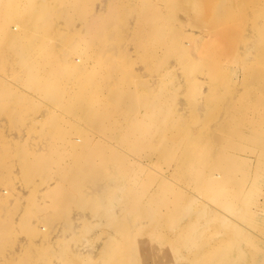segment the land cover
<instances>
[{"label": "rangeland", "instance_id": "374dc122", "mask_svg": "<svg viewBox=\"0 0 264 264\" xmlns=\"http://www.w3.org/2000/svg\"><path fill=\"white\" fill-rule=\"evenodd\" d=\"M263 51L264 0H0V264H264Z\"/></svg>", "mask_w": 264, "mask_h": 264}, {"label": "bare ground", "instance_id": "6f19581e", "mask_svg": "<svg viewBox=\"0 0 264 264\" xmlns=\"http://www.w3.org/2000/svg\"><path fill=\"white\" fill-rule=\"evenodd\" d=\"M16 26H14L13 27V30H16ZM259 55H261L262 57H264V51L263 52H259L258 53ZM76 64H77V59H76ZM261 77L262 76H264V67L261 69V71H259V73H258ZM254 86L255 87H264V84L261 82V85H257V84H255L254 83ZM261 89V88H260ZM259 89V90H260ZM130 93L131 94H128V96L129 97H132L133 96V93L130 91ZM136 96V95H135ZM261 100H264V98H261ZM263 121H264V119H263ZM135 122H139V121H137V120H135ZM246 126V125H245ZM247 128H250V129H254V124H253V122L251 121V123H250V127H248V126H246ZM134 129H136L135 127H134ZM133 129V130H134ZM253 135V133H244V134H242V136H244V137H251ZM127 137L129 138V140H131V139H134V140H139V139H143L142 137H140V136H138L137 134H135V133H130V134H128L127 135ZM256 141H257V143L261 146V147H263L264 148V139H262V138H257V139H255ZM226 159H229V157H227ZM209 177H210V181H209V183H208V185H207V190H209V191H213L216 195H218V198H221V197H223L224 196V193H222L220 190H221V188L223 187L222 186V183H220V181H218V180H220L219 178H220V174L219 173H216V174H210L209 175Z\"/></svg>", "mask_w": 264, "mask_h": 264}]
</instances>
